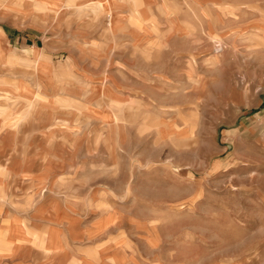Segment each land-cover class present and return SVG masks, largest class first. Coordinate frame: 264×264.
<instances>
[{
    "label": "rangeland",
    "instance_id": "obj_1",
    "mask_svg": "<svg viewBox=\"0 0 264 264\" xmlns=\"http://www.w3.org/2000/svg\"><path fill=\"white\" fill-rule=\"evenodd\" d=\"M61 1L0 0V194L88 232L41 262L264 264V0Z\"/></svg>",
    "mask_w": 264,
    "mask_h": 264
},
{
    "label": "crops",
    "instance_id": "obj_2",
    "mask_svg": "<svg viewBox=\"0 0 264 264\" xmlns=\"http://www.w3.org/2000/svg\"><path fill=\"white\" fill-rule=\"evenodd\" d=\"M26 3V7L29 9L33 7L34 4L35 8L39 13H43L44 15L50 14L52 17L54 16L55 21H57V17L54 15V10L59 8V6L64 7L66 5V1L60 2L58 5H47V4H40L36 2V0H22ZM79 1V2H83ZM65 3V4H64ZM40 7L43 10L40 11ZM0 62L4 64H8L9 66L13 65V63L17 62L14 57L11 55H5L3 51H0ZM39 68V66H37ZM37 72V70H35ZM37 105H41L38 101L36 102ZM35 107V106H34ZM26 172L25 170L21 172V177H25ZM4 184V180L1 181L2 185ZM0 249L8 248L11 252V255H0V262L3 261H10L12 264H24L25 260L22 256L17 254V250L21 249L26 246L29 249L30 260L26 264H43L38 256V243L37 239L39 238V232L41 229V224L43 226V230H47L49 236L42 237V241L48 242L53 241L55 238L59 237V241L61 242L55 244L45 245L44 250L51 248L48 252V257L50 259L64 257L66 253V249L69 245L66 244V241H71V231H80L79 226H82L80 235H87L88 232H84V220L80 222L77 218H71L67 216L68 209L58 208L55 204V200L51 199L48 204H46V210H49L48 216H37L36 215V208L33 206L29 211L26 212L25 210L20 211L16 210L12 207L11 196L7 194H0ZM79 222L81 225H79ZM88 226V225H87ZM77 230V231H76ZM6 241H10L11 246L7 247ZM80 245V243H79Z\"/></svg>",
    "mask_w": 264,
    "mask_h": 264
},
{
    "label": "bare ground",
    "instance_id": "obj_3",
    "mask_svg": "<svg viewBox=\"0 0 264 264\" xmlns=\"http://www.w3.org/2000/svg\"><path fill=\"white\" fill-rule=\"evenodd\" d=\"M62 2V1H61ZM104 3L101 1H97V0H84L83 2L77 3L74 6L76 7V10H78L77 12H79L80 14H85V12H91L93 10V12H97L98 10H101V8H103ZM48 5V4H47ZM60 5V4H59ZM69 4L66 3V5L64 7H62V9H56L54 10V15L59 18L60 16L65 15L66 13V8H69ZM61 7V6H60ZM59 7V8H60ZM81 7V8H80ZM42 7H40V11L42 12L43 10L41 9ZM48 15V14H47ZM54 17V16H53ZM54 20V19H53ZM110 22V21H109ZM112 27V26H111ZM114 27V25H113ZM112 27V28H113ZM1 60V59H0ZM120 108L122 107V105L119 106ZM117 107V108H119ZM122 109V108H121Z\"/></svg>",
    "mask_w": 264,
    "mask_h": 264
}]
</instances>
